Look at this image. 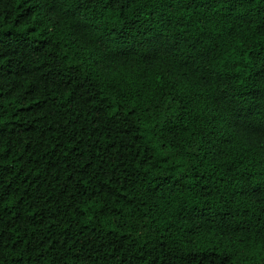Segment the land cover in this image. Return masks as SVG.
I'll return each instance as SVG.
<instances>
[{
  "label": "trees",
  "instance_id": "trees-1",
  "mask_svg": "<svg viewBox=\"0 0 264 264\" xmlns=\"http://www.w3.org/2000/svg\"><path fill=\"white\" fill-rule=\"evenodd\" d=\"M0 264H264V0H0Z\"/></svg>",
  "mask_w": 264,
  "mask_h": 264
}]
</instances>
